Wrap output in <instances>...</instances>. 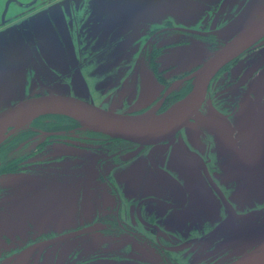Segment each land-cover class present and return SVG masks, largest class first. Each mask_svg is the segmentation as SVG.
<instances>
[{
  "label": "flooded vegetation",
  "instance_id": "obj_1",
  "mask_svg": "<svg viewBox=\"0 0 264 264\" xmlns=\"http://www.w3.org/2000/svg\"><path fill=\"white\" fill-rule=\"evenodd\" d=\"M113 1L0 0V112L48 94L74 96L110 110L74 93L48 92L51 78L63 79L66 70H81L85 53L95 52L105 36L111 40L106 52L130 53L134 48L130 37L141 36V28L148 25L143 32L139 69H148L162 87L140 112L156 106L162 113L192 89L188 74L246 24L235 31L224 29L228 18L240 12L242 0H211L197 23L161 16L153 22L145 18L131 23L119 7L117 16L110 13ZM115 32L119 41L112 38ZM221 36H226L225 40ZM263 38L218 70L203 102L212 83L241 55L253 52ZM185 48L210 51L203 61L188 62ZM124 64L118 74L131 78L132 68L137 70L138 65H131L129 59ZM181 70L186 72L181 74ZM179 78L190 85L180 97L171 88ZM239 78L241 87L249 84L250 80ZM249 96L256 116L255 135V123L264 111V94ZM236 111L220 116L226 120L222 130L203 115L192 120L196 123L192 129L182 127L167 139L144 145L91 129L62 113L41 114L15 128L0 142V264H46L45 259L55 257L66 241L95 237L98 241L88 244L84 255L78 244L81 264H114L136 258L167 264L177 261L180 242L203 238L214 223L205 215L212 207L209 203L216 200L219 220L227 210L229 194L235 188L246 189L240 177L226 179L230 177L225 170L228 158L238 165L244 160L250 165L255 162L256 154L252 153V159L244 154L256 145L254 138L249 141L243 126L233 127L237 141L223 143L226 122H234ZM56 145H62L63 150L51 155L50 148ZM255 174H260L258 169ZM67 191L74 192V203H67L71 197ZM52 194L62 196L54 201L56 217L49 205ZM198 203L209 210L196 207ZM25 221L27 227L20 228V222ZM11 229H15L13 237L23 238L14 249L7 248ZM70 232L75 234L64 236Z\"/></svg>",
  "mask_w": 264,
  "mask_h": 264
},
{
  "label": "rangeland",
  "instance_id": "obj_2",
  "mask_svg": "<svg viewBox=\"0 0 264 264\" xmlns=\"http://www.w3.org/2000/svg\"><path fill=\"white\" fill-rule=\"evenodd\" d=\"M210 1L211 0H114L109 6V9L111 14L117 16V8L119 7V11L122 10L125 19L130 20L131 23L144 20L145 18L153 22L152 20L160 18V16L162 19L171 17L180 22L189 21L197 23L205 16V10L208 7L207 5L210 4ZM263 5L264 0H242L240 12L234 14L232 18H228L224 27L226 32L235 31L241 25L247 23V21L258 13ZM147 27L148 25L141 28V36L130 37L131 44L134 48L127 54L124 52H106L105 49L107 50L111 46V44H109L111 40L107 36L103 37V40H100V44L97 47L98 49L95 52L85 53L86 57L84 58L81 70H66L67 76L63 79L54 76L51 78L52 85L48 88V92L74 93L83 96V98L91 99L96 104L102 105L107 109L124 114L143 115L149 112L153 107L147 112L141 113L140 111L145 104L149 105L152 100L154 101L156 99L162 86L155 83L148 69L143 67L139 69V65L142 63L140 59V47L144 42L143 32L147 30ZM112 38H114V41H119L116 32ZM225 38L226 36L220 37L221 40H225ZM116 46H119V44H114V47ZM101 48H104V50L102 51ZM183 51L187 52L186 55H188L185 61L201 62L205 59V54H209L210 50L198 52L193 49L189 50V48H185ZM177 52H182V48H177ZM124 55L125 58H123ZM128 59L131 65H133V63L138 65L137 70L132 68L131 78L124 75L125 73L121 75L118 74V70L120 71V67L126 65L124 63ZM236 61L237 62L233 63V66H229L230 68L225 74H221L219 78L212 83V88L208 91L205 101L202 102L200 108L183 128L186 130L192 129L196 124L195 121L192 122V120H196L197 117H199V119L203 118V115L204 117L209 116L207 120L210 119L211 122H216L217 126L220 128L222 127V123L226 121H223V118L220 116L223 115L225 111L237 110L235 112L234 122H226L227 133L223 143L237 141L236 138L238 134L233 127H235V125L243 126L244 133H248L249 141L254 138V143L256 145L252 151L250 148L245 149L244 154L249 159H252V153L256 154L255 157L253 156L255 162L250 165L244 160L238 165L237 162L229 160L230 158L226 160L225 170L226 173L230 175V177L226 179L233 181L235 178L240 177L241 180L245 182L244 188L246 189L240 190V188H235L234 191L229 194L226 199L227 210L224 216L221 214L222 216L219 220H216V217H219L216 200L213 199L214 201L212 200L209 203L212 207H209L210 211L205 213V215L209 218V221H214L215 224L211 222L212 224L206 229L203 238H195L193 240L185 239L181 241L177 246L178 251L176 254L178 255V259L172 264H227L247 252L260 240L264 239V111L260 112L259 119L255 123V127L257 128L254 135L252 127L253 118L256 116L254 115L253 103L249 96V94L253 93L251 89L252 80L264 68V38L257 43L256 49L253 50V52H247L241 55ZM99 62L105 66H107L108 62L110 64L109 67L102 68L103 65H99ZM198 69L199 68L188 74V76L192 78V84L194 75ZM184 72L186 71H180L181 74ZM239 75H241V78H245L244 81L246 82L250 80L249 84L241 87L237 79L240 77ZM113 78L116 79L113 80ZM117 78H119V80ZM220 79L223 81L219 82L221 81ZM183 81V78H179L171 85V88L176 92L178 97L183 95L190 87V85L184 84ZM236 106L238 108H236ZM156 109L153 111L155 115H161L166 111L158 113ZM222 129L223 127L219 130ZM10 130L13 131L14 129L10 128ZM62 147V145L51 147V155L62 152ZM66 165H68V168L71 167V165L69 166L67 163ZM71 168L76 169V166ZM257 169L260 172L259 175L255 174ZM231 174H233V177H231ZM27 184L26 182L25 188H27ZM68 195L71 197H68L67 203H74V192L67 191V196ZM61 198L62 196L58 194L51 195L49 205L51 211H53V217L58 216V210L55 208L56 203H54V201L61 200ZM204 206L205 204L199 203L196 205V207L208 211V207L206 208ZM25 222L26 224L20 222L21 225H19V227L25 229L27 227V221ZM14 230L11 229L8 232L9 234L7 233L8 237L11 238V242L7 245V248L14 249L16 246L21 245L23 241V238L16 236L18 238L16 239L13 237V234H15L13 233ZM97 241L98 239H96V237L85 239L82 242L78 240H68L59 248V252H57L55 257L50 256L48 259H45L46 264H81L82 255L77 249L78 244L82 245L84 249L82 254L84 255L88 247L87 245L96 243ZM140 260L143 259L136 258L135 260L116 262L114 264H167L164 263V261ZM23 264L28 263L26 262ZM90 264L93 263L91 262Z\"/></svg>",
  "mask_w": 264,
  "mask_h": 264
},
{
  "label": "water",
  "instance_id": "obj_3",
  "mask_svg": "<svg viewBox=\"0 0 264 264\" xmlns=\"http://www.w3.org/2000/svg\"><path fill=\"white\" fill-rule=\"evenodd\" d=\"M263 36L264 5L198 69L194 75L192 89L183 97L191 94L189 102L180 113L174 116L146 118L142 115L106 110L74 96L48 94L25 99L0 112V126H11L15 120L23 116L34 118L46 113H62L76 119L77 117L85 118L94 127L91 129L114 137L134 141L141 145L158 143L174 135L189 122L200 108L209 82L218 70ZM251 89L259 96L264 94V68L252 80ZM72 234L75 232L64 236ZM227 264H264V239Z\"/></svg>",
  "mask_w": 264,
  "mask_h": 264
},
{
  "label": "bare ground",
  "instance_id": "obj_4",
  "mask_svg": "<svg viewBox=\"0 0 264 264\" xmlns=\"http://www.w3.org/2000/svg\"><path fill=\"white\" fill-rule=\"evenodd\" d=\"M13 66V65H12ZM12 70V69H11ZM13 71V70H12ZM13 73V72H12ZM11 73V74H12ZM12 78V77H11ZM11 82V81H10ZM190 96L191 94L187 95L186 98L176 102L174 105H172L171 107H169L163 114L161 115H155L153 113L154 109L156 108V106H154L149 112L143 114L142 116L146 117V118H159V117H163V116H174L178 113H180L187 105V103L190 100ZM32 118V116H23L21 118H18L17 120H15L13 122V124L11 126H6V125H1L0 126V142L2 140H4V138H6L5 136L11 131L9 128L11 129H15L18 128L22 125H24L25 123H27L30 119ZM79 118L80 122L85 124L86 126L90 127V128H94L92 126V124L85 118L82 117H77V119ZM10 134V133H9Z\"/></svg>",
  "mask_w": 264,
  "mask_h": 264
}]
</instances>
